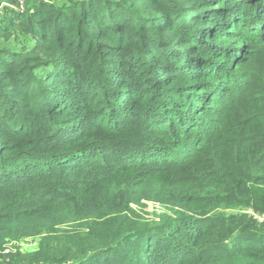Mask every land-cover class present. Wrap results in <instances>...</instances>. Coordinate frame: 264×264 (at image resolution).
Here are the masks:
<instances>
[{
  "label": "trees",
  "instance_id": "1",
  "mask_svg": "<svg viewBox=\"0 0 264 264\" xmlns=\"http://www.w3.org/2000/svg\"><path fill=\"white\" fill-rule=\"evenodd\" d=\"M41 235L20 263L264 264V0H0V259Z\"/></svg>",
  "mask_w": 264,
  "mask_h": 264
},
{
  "label": "rangeland",
  "instance_id": "2",
  "mask_svg": "<svg viewBox=\"0 0 264 264\" xmlns=\"http://www.w3.org/2000/svg\"><path fill=\"white\" fill-rule=\"evenodd\" d=\"M132 210L139 216L138 222L145 225L167 222L173 218L172 212L159 204L142 202L138 206H133ZM71 227V224L67 223L60 225L61 230H69ZM41 238L42 235L8 242L2 253L0 264H22L20 263L22 258L37 251Z\"/></svg>",
  "mask_w": 264,
  "mask_h": 264
}]
</instances>
